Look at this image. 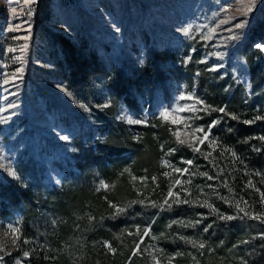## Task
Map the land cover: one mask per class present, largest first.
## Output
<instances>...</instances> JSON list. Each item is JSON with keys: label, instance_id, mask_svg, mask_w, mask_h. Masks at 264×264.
I'll return each instance as SVG.
<instances>
[{"label": "rangeland", "instance_id": "rangeland-1", "mask_svg": "<svg viewBox=\"0 0 264 264\" xmlns=\"http://www.w3.org/2000/svg\"><path fill=\"white\" fill-rule=\"evenodd\" d=\"M37 1L0 0V183L22 190L27 181L37 180L43 192L85 185L99 195L108 205L101 219L110 238L99 230L86 237L104 259L98 264H264L262 193L256 180L242 173L237 155L208 128L220 122L218 110L225 106H207L194 85L174 74L191 64L193 74L203 73L208 83L222 80L225 89L238 87L243 109L260 97L250 114L264 120V51L257 47L264 45V0H49L47 17L39 14ZM238 23L242 27L236 28ZM52 33L77 45L80 39L89 41L108 70L115 64L117 72L128 74L131 88L137 87L138 106L120 103L114 117L137 140L144 135L141 127L151 126L158 154L149 167L133 168L132 154L111 176L86 163L89 147L104 139L94 114L110 104L108 80L101 79L99 87L98 74L89 75L95 96L69 90ZM250 56L261 75L257 88ZM154 59L160 69L147 78L146 63ZM165 110L167 117L161 115ZM223 114L233 123L246 119L233 110ZM205 117H212L207 126L201 122ZM158 123L166 129L163 136H157ZM197 127L204 131L196 132ZM228 166L238 184L225 173ZM115 189L119 194L113 196ZM117 208L124 211L117 214ZM43 213H51L47 228L58 229L60 214L46 207ZM228 215L234 219L220 218ZM85 231L91 226L71 242L78 259L86 248ZM22 235L21 215L0 191V264H26L22 251L27 248L45 252L43 240L30 242ZM172 240L178 247L169 245Z\"/></svg>", "mask_w": 264, "mask_h": 264}, {"label": "trees", "instance_id": "trees-1", "mask_svg": "<svg viewBox=\"0 0 264 264\" xmlns=\"http://www.w3.org/2000/svg\"><path fill=\"white\" fill-rule=\"evenodd\" d=\"M36 7L39 14L44 17L48 16L49 0H38ZM51 35L55 45L54 52H61L60 59L64 63L67 73L64 82L69 90L80 96H84L87 92L91 96H95L97 94L95 91L94 93L89 91L93 80L89 75L98 74V79L95 80H98L99 87L103 86L100 83L102 82L101 79L108 80L109 85L106 92L110 104L103 111H96L94 114L98 125L102 126L101 132L104 134V139L98 145L89 147L85 156L86 163L89 166L95 165L98 172L109 173V176L116 174V171L127 161L129 154L135 156L133 163H131L133 168L151 165L158 154L156 143L151 141V126H142L144 135H142V139L137 140L133 138L130 127L114 117V110L120 103L127 104L132 108L138 106L135 93L137 87L131 88V79L126 77L128 74L117 72L115 64L109 66L110 70H108L89 46V41L80 39L81 44L77 45L73 40L60 33H52ZM247 63L251 70L252 86L257 88L261 78L259 73L257 75L258 63H254L251 56L247 57ZM159 69L158 60L154 59V62H147L145 66L146 77L150 78ZM124 74L125 78H121ZM174 74L176 79L182 80L189 86L194 85L197 94L202 97L207 106H225L226 110L244 114L242 118L246 119L243 123H233L228 119V116L226 117L222 113L220 122L211 127L210 132L217 142L226 144L237 155L238 160H241V164L238 166L242 168V173L247 172L256 180L258 192L262 193L264 197V120L256 119L250 114L255 106L254 102L258 101L260 97L254 98L252 103L243 109L238 87L233 90L225 89L222 80L218 83H208L203 73L196 76L193 74L191 64L186 65L184 71L177 67ZM258 108L261 111L262 105ZM211 120L212 117H205L201 119V122L207 126ZM246 121H251V123H246ZM156 125L157 136H163L166 132L164 125L159 123ZM94 148H97L96 151ZM225 168V173H228L232 183L238 184L233 168L230 166ZM25 185L22 190H14L9 189V185L4 182L0 183L2 197L14 204L21 215L23 238L30 239V242H33L32 239L43 240L46 246L45 252L35 248L24 249L23 254L24 252L29 253L28 257H24L26 264H98L100 261L105 263L104 259L98 256V252L92 251L94 248H91L86 239L92 232L98 234V230L103 238H110V233L104 226L105 221L101 219L104 216L103 209L108 205L100 199L99 195H94L85 185L73 188L67 186L64 189H47L45 192L41 191L37 180L34 182L27 181ZM117 192L115 189L111 194L116 196L119 194ZM43 207L51 209L54 214H60L62 220L60 219L58 222V229L56 227L50 228L51 230L47 228L46 224L51 220V213L44 214ZM160 213L164 214L163 211ZM75 216L76 221H74ZM256 223L259 224L260 230H263L261 224ZM90 226L92 231H85L86 236L83 239L86 248H83V254L78 259L74 257V247L71 242L78 240L77 233L80 229ZM223 234L224 238L228 240L227 231H223ZM169 245L176 248L178 242L172 240ZM128 251L129 249L124 251L123 258L128 255ZM75 252L78 254V248L75 249ZM255 260L260 262L258 258Z\"/></svg>", "mask_w": 264, "mask_h": 264}, {"label": "snow or ice", "instance_id": "snow-or-ice-1", "mask_svg": "<svg viewBox=\"0 0 264 264\" xmlns=\"http://www.w3.org/2000/svg\"><path fill=\"white\" fill-rule=\"evenodd\" d=\"M249 10H250V9H249ZM235 27H236V28H240V27H242V24H239V23H238V24L235 25ZM117 31H118V29H117ZM188 32H189L188 29H184V33H185V35H187ZM26 38H27V37H25V39H26ZM257 47L260 48L262 51H264V45H257ZM17 71H19V70H17ZM6 82H7V81H6ZM184 98H185V96L182 94V95H181V99H184ZM187 98L191 99V97H187ZM198 102H199V101H198ZM101 107H107V104L102 105ZM218 111L221 112V113H223V112H225V109H224V108H220ZM161 115L164 116V117H167V115H168V110H165L164 112H162ZM232 118H233V119H236L237 117L233 116ZM259 118H260V117H257V119H259ZM129 122H130V123H141V121H131V120H130ZM216 123H217V121H213V122L208 126V128L211 129V127H214ZM246 123H251V121H246ZM195 131H196V132H202V131H204V130H203L202 128L197 127V128L195 129ZM207 135H208V134L205 133V136H204V138H202V139L200 140V143H203V139H206V138H207ZM60 139H62V140H67L68 137H67V136H60ZM180 143L183 144L184 142H183V141H180ZM195 151L199 152L200 149H199V148H196ZM185 163H187L188 165H191L193 162H192L191 160H187V161H185ZM175 171H176V172H181L182 170H181L180 168H176ZM184 171H187V169H185ZM10 174H11V173H10ZM208 179H214V177L209 176ZM176 183L179 184L180 181L177 180ZM171 195H172V192H171V190H170V191H169V196H171ZM262 198H264V197H262ZM185 203H187V201H185ZM165 204H167L168 207H171V205L168 204L167 200L165 201ZM113 207H115V206H113ZM123 211H124L123 208H117V210H116L117 214L120 213V212H123ZM220 218H221V219H227V220L234 219V217L231 216V215H228V216H221ZM173 223H176V221H173ZM194 223H199V221H195ZM13 231L15 232L16 229L13 228ZM205 231H207V229H205ZM147 232H148V230L145 229V234H147ZM15 242H16V241L13 240V244H15ZM24 242L27 243L26 240H25ZM245 242H246V241H245ZM203 246H204L203 244L200 245V247H203ZM105 247H109V248H111V246H110L109 244H107V243H105ZM137 247H138V246H137ZM23 255H24V257H28L29 253H28V252H24ZM17 264H20V262L17 261Z\"/></svg>", "mask_w": 264, "mask_h": 264}]
</instances>
